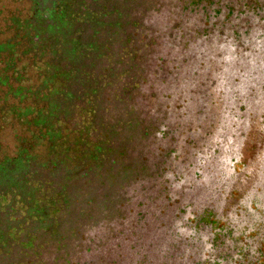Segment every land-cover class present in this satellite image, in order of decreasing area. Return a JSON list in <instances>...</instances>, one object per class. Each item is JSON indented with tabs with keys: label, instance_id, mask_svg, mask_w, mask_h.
<instances>
[{
	"label": "trees",
	"instance_id": "1",
	"mask_svg": "<svg viewBox=\"0 0 264 264\" xmlns=\"http://www.w3.org/2000/svg\"><path fill=\"white\" fill-rule=\"evenodd\" d=\"M79 2L0 0V264H264L261 245L214 211L216 187L194 201L166 151L153 169L135 166L136 146L161 143V129L138 126L130 105L126 120L102 124L95 74L70 105L62 40L38 23Z\"/></svg>",
	"mask_w": 264,
	"mask_h": 264
},
{
	"label": "flooded vegetation",
	"instance_id": "2",
	"mask_svg": "<svg viewBox=\"0 0 264 264\" xmlns=\"http://www.w3.org/2000/svg\"><path fill=\"white\" fill-rule=\"evenodd\" d=\"M150 6L158 34L138 21L132 28L125 21L120 34L141 38L134 53L150 59L152 94L145 99L136 84L124 103L141 101L167 121L159 138L175 144L167 155L178 160L168 166L182 170L189 197L203 202L206 189L216 187L214 211L264 250V0Z\"/></svg>",
	"mask_w": 264,
	"mask_h": 264
},
{
	"label": "rangeland",
	"instance_id": "3",
	"mask_svg": "<svg viewBox=\"0 0 264 264\" xmlns=\"http://www.w3.org/2000/svg\"><path fill=\"white\" fill-rule=\"evenodd\" d=\"M146 1L80 0L76 6L66 9L64 14L56 18L45 17L38 23V27L43 31V36L45 38L47 36L51 37L50 42H53L54 46L59 43L60 39L62 40L59 49L61 54L60 65L61 67L70 68L69 73L72 76L73 87L71 86L69 91L70 105L76 102L75 94L77 95L78 90L88 91L90 88V83L85 79L83 80L81 76L85 77V72L95 74L96 87L92 88L93 93H90V95L99 107L101 112L99 120L102 124L109 125L111 117L125 120L127 118L125 114L130 111L129 103H121L122 101L116 95L120 87L123 91L124 88H130V84H133V87L138 84L139 88L136 91L140 95H144L145 99L150 98L152 94L151 85L154 84V80L151 79L152 74L145 71V69H152L150 59L147 56L141 58L139 53H134L140 50L141 38L127 32L124 36L122 33L120 34V30L124 29L123 23L125 21L126 25L131 28L133 27L132 24L138 21L143 27L142 29L148 31L147 33H149L148 28L158 30L154 25L156 20H149L148 18L152 0L147 3ZM178 4L180 5L181 2H178ZM156 34H158V31ZM151 35L153 36V34ZM146 43L149 44L150 40L147 39ZM131 46H133V51H129ZM136 58L149 61H143L140 64ZM103 73L108 76L110 74L114 77L117 76V79L109 83L102 76ZM120 76L121 78L118 79ZM123 86L125 87L123 88ZM126 97L124 101H128L132 96ZM132 105L134 106V119L138 126L142 124L143 120H150L153 128H160L162 122L167 125L164 118L158 119L159 113L153 111L151 107L143 108L141 101L139 105ZM121 133L123 138L131 135L125 129H122ZM152 137H154V134ZM152 137L147 140L146 146L141 147V143H139L140 146H136L137 149L133 151V154H137L134 157L137 160L135 166L141 170L146 167L153 169L157 165L158 158L162 156V149H167L166 152H169L172 145L175 146L173 143L172 145L160 143ZM146 148L150 151L149 160L147 159L149 153L146 152ZM120 180L119 185L121 186L128 183L126 177H121ZM108 185L107 187H109Z\"/></svg>",
	"mask_w": 264,
	"mask_h": 264
}]
</instances>
